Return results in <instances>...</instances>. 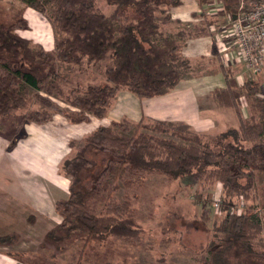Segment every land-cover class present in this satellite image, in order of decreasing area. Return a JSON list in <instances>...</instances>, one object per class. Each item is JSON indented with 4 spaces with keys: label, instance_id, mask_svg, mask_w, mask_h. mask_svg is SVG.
I'll return each instance as SVG.
<instances>
[{
    "label": "trees",
    "instance_id": "16d2710c",
    "mask_svg": "<svg viewBox=\"0 0 264 264\" xmlns=\"http://www.w3.org/2000/svg\"><path fill=\"white\" fill-rule=\"evenodd\" d=\"M3 1L0 124L10 122L17 130L16 137L26 134L28 122L44 123L56 113L72 122L88 121L90 116L102 118L124 88L139 97L163 94L177 86L189 66V59L182 53L187 32L167 33L162 27L170 21V7L181 0H105L114 7L109 13L98 6L97 0H20L50 22L55 38L52 50L19 34V29L29 28L24 7L8 18L1 8ZM197 1L201 6L207 3ZM225 7L230 9L229 4ZM213 22L207 21L195 32H206ZM92 62L105 63L106 82L66 88L70 80L59 65ZM229 70H224L227 89H215L213 97L219 105L236 110L240 118L237 127L206 135L181 121L142 118L134 122L124 118L100 125L82 145L72 141L76 154L62 164L63 173L70 177V196L57 201L62 221L47 232V240L61 248L59 244L66 240L82 238L77 264L82 260L121 264L110 248L101 252L96 249V242L108 245L117 239L137 237L142 231L129 194L118 201L115 192L119 185L131 189L153 171L179 179L206 165L207 176L222 183L227 198L222 219L212 224L210 247L216 250L240 245L244 264H264V250L253 242L261 231L260 218L248 210L231 212L234 200L247 197L245 193L255 184V171L264 172V120L243 117L239 97L233 98L237 95L233 89L236 82L232 84ZM242 87L257 93L260 83L247 78ZM33 98L43 107H31ZM54 98L62 99L74 111L60 108ZM129 126L135 128L132 134L126 133ZM89 153L98 157L90 158ZM86 180L92 184L87 185ZM16 240L17 235L0 236V243Z\"/></svg>",
    "mask_w": 264,
    "mask_h": 264
},
{
    "label": "crops",
    "instance_id": "0c3cea01",
    "mask_svg": "<svg viewBox=\"0 0 264 264\" xmlns=\"http://www.w3.org/2000/svg\"><path fill=\"white\" fill-rule=\"evenodd\" d=\"M17 1L19 8H23L24 4ZM203 7L205 5L201 6L197 0H181L168 10L170 21L162 24L167 33L187 32L182 53L189 59V66L173 89L139 97L124 88L102 118L90 116L88 121L72 122L56 113L44 123L28 122L26 134L14 138L12 144L11 139L0 135V236L17 235L12 244L0 243V264H35L31 259L40 243L47 232L62 221L56 203L70 196V177L63 173L62 164L76 154L72 141L83 140L100 125L124 118L134 122L142 118L181 121L206 135L239 125L236 110L219 105L213 92L217 88L227 89L224 70L234 71L233 66L241 64L234 59L228 62L223 59L220 51L223 25L218 31L220 26L216 28L214 21L206 32H195L207 23L199 17L195 19ZM206 13L217 20L214 17L217 15ZM23 15L29 28L19 29V34L52 50L54 30L47 18L32 7H24ZM196 23L195 29H189ZM233 76L239 81L243 78L239 72ZM241 112L243 117H249L245 110ZM218 184L222 191V183Z\"/></svg>",
    "mask_w": 264,
    "mask_h": 264
},
{
    "label": "rangeland",
    "instance_id": "374dc122",
    "mask_svg": "<svg viewBox=\"0 0 264 264\" xmlns=\"http://www.w3.org/2000/svg\"><path fill=\"white\" fill-rule=\"evenodd\" d=\"M211 1L214 0H207L205 8L203 7L204 9L195 15L197 16L195 19L199 17L204 22L214 20L206 13L210 8L208 3ZM240 1L216 0L215 4L214 2L209 4L221 6L219 14L214 16L217 19L214 20L216 28L220 26L218 31H221V25H226L225 29L227 28L226 14L228 11L234 13ZM97 4L106 13L114 8L105 0H97ZM228 4L229 10L225 7ZM1 8L5 16L12 18L19 9V1L4 0ZM222 8H224L223 12L226 11L225 14L222 13ZM197 25L196 23L189 29ZM240 64L233 66L234 71L229 70L232 84L233 81L236 82L233 89L237 95L233 98L239 97L241 111L245 110L249 117L252 115L251 119L262 121L264 120V67L253 73L245 64ZM59 68L61 73L70 80L66 88L78 84L86 85L89 82H106L104 62L84 63L81 66L64 63L60 64ZM238 72L243 76L240 79L241 82L233 76ZM246 78L260 83L259 92L249 93L242 87ZM54 101L60 108L74 111V108L62 99L56 98ZM30 105L33 108L43 107L36 98H33ZM134 129V126H129L126 133L132 134ZM16 133L17 130L11 126L10 122L0 124V135L11 139V144L17 136ZM75 142L77 145H82L83 140ZM89 157L96 159L98 156L89 153ZM208 170L209 167L201 165L192 174L179 179L153 171L143 175V179L135 182L131 189L126 190L120 184L115 195L121 202L126 199L125 194H129L128 198L142 231L137 237L117 239L108 245L96 242L97 251L101 252L103 249L110 248L114 253V259L121 264H244L245 256L240 245L233 244L222 249L216 248V250L209 245L213 237L212 224L222 219L225 213L222 210L225 204L224 199L227 198L219 189L218 182L207 176ZM86 181L87 185L92 184ZM254 181L252 189L245 193L247 197L234 200L231 212L244 213L248 210L258 215L262 227L253 242L258 249L264 250V172L256 170ZM217 198L221 200L222 212L219 213L215 212L213 206V201ZM83 243L82 238H75L64 241L59 244L61 248H58L57 244L45 237L31 260L35 264H77ZM80 264L93 263L82 260Z\"/></svg>",
    "mask_w": 264,
    "mask_h": 264
},
{
    "label": "built area",
    "instance_id": "2783aa9c",
    "mask_svg": "<svg viewBox=\"0 0 264 264\" xmlns=\"http://www.w3.org/2000/svg\"><path fill=\"white\" fill-rule=\"evenodd\" d=\"M213 2L208 3L207 12L218 15L221 6L209 5ZM227 19L220 40L223 59L227 62L234 59L253 73L258 72L264 67V0H241L236 11L227 14ZM213 206L215 212H222L220 198L213 201Z\"/></svg>",
    "mask_w": 264,
    "mask_h": 264
}]
</instances>
